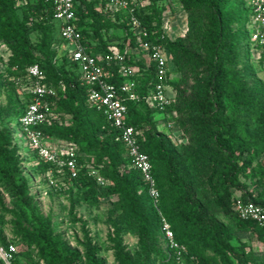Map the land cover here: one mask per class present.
Segmentation results:
<instances>
[{"label": "trees", "instance_id": "1", "mask_svg": "<svg viewBox=\"0 0 264 264\" xmlns=\"http://www.w3.org/2000/svg\"><path fill=\"white\" fill-rule=\"evenodd\" d=\"M54 1L0 0V42L10 53L5 71L0 69V80H6L11 86L18 84L28 88L20 110L10 116L7 125L0 123V184L12 193L16 210L28 224V227L20 223L14 226L10 241L18 250L20 243L35 247L44 264H104L100 249L91 241L81 242V251L55 234L52 220L40 212L37 197L32 192V178L26 174L24 163H30L33 175L41 177L46 185L45 175L49 170L55 171L56 178L59 174L53 165L39 162L35 153L31 158H22L20 147L15 143L12 126L19 122L33 99L29 91L32 85L29 68L39 65L46 75V84L64 89L59 98L51 100L56 118L43 124L41 130L57 142L77 146L79 154L78 177L71 178L66 169L60 180L61 188H50L63 192L68 184L76 185L84 201L92 206L112 197L128 195L127 203L122 204L120 210L125 211L126 232L138 234L140 250L135 255L126 252L118 229L111 241L119 264H213L214 259L219 260V264H264L250 246L233 244L236 233H249L251 241L264 245V228L242 219L236 211L237 199L264 206V169L261 167L264 162V106L254 100L237 70L240 63L251 65L254 54L250 1L242 2L243 10L239 15L244 40L238 43L231 37L229 21L234 0H179L192 16L208 15L205 36L211 56L206 61L196 57L182 41L171 42L164 37L162 10L156 6L157 0L147 6L127 0L132 13L105 11L108 0L77 6L75 26L82 33L89 52L102 55L130 49L126 64L138 69L136 93L141 100H125L128 121L138 132L142 149L153 164L161 192L160 208L172 225L177 241L188 249L183 261L169 257L159 248V241L164 238L160 215L141 173L131 166L119 131L89 103V89L82 85L79 66L70 60L67 44L61 38L60 24L54 20ZM132 17L147 36L140 34ZM33 33L39 36L36 42L31 40ZM142 41L162 45L169 56L171 77L167 83L176 96L163 114L146 99L159 80L155 63L141 46ZM260 57L264 58V54ZM200 65L208 71L203 86L183 87L184 81L187 85L193 77L194 67ZM175 71L182 74V82H175ZM106 79L117 86L127 81L116 63L106 65ZM184 115L192 119L191 144L198 136L209 138L215 146L212 150L203 144L191 169L205 170V187L212 204L230 225L210 213L208 206L198 199L199 192H194L195 184L186 177L178 155L189 150L191 145H177L174 134L159 130L163 119L177 123L180 130L188 132L187 123L182 119ZM93 165L109 185H99L91 175ZM129 180L142 187L146 202ZM2 201L0 195V204ZM146 205L149 212L145 210ZM4 220L0 212L3 227L0 240L7 244L8 227ZM209 252L215 258L210 257ZM19 257L20 252L15 264H20Z\"/></svg>", "mask_w": 264, "mask_h": 264}, {"label": "rangeland", "instance_id": "2", "mask_svg": "<svg viewBox=\"0 0 264 264\" xmlns=\"http://www.w3.org/2000/svg\"><path fill=\"white\" fill-rule=\"evenodd\" d=\"M244 0H234L230 6L229 21L231 22V37L238 43L243 42V27L240 11L243 10ZM248 1V0H245ZM139 6H147L152 4V0H134ZM156 6L162 10L163 16V34L164 37L171 42L182 41L187 49H189L196 57L206 61L210 58L211 52L206 44L207 37L205 36V30L208 23V15L192 16L186 12L179 0H157ZM236 4L239 7H235ZM122 35V34H120ZM39 36L33 33L31 40L36 42ZM138 53V52H136ZM10 53L6 45L0 42V69L5 71V64ZM245 54L242 59L244 60ZM176 70V69H175ZM237 70L241 73L247 84L254 100L260 105L264 106V58L259 54L251 55V65L246 63H240L237 66ZM193 77L190 79L187 85L183 87L190 89V87L198 88L203 86V81L206 80L208 71L205 66H195L193 71ZM175 82L180 83L183 80V76L180 72L174 74ZM28 88L19 85L11 86L6 80H0V116L2 125H7L10 116L17 113L21 108V100H23ZM169 93L175 98L176 93L170 87ZM188 96H191L188 93ZM183 121L186 122L185 130H180V125L174 123V129L170 132L160 125L159 130L166 134H174V142L177 145L186 144L190 146V149L182 151L178 157L182 162L185 170V174L188 180L195 184L194 192H199L198 199L208 206L210 213L217 216L219 219L230 225L227 220H224L220 212L212 204V198L209 194L207 187H205L207 174L205 170L202 172L193 171L191 165L195 164L196 157L199 148L203 145H209L214 150L215 146L211 144V141L207 137L196 138L195 143L191 144V136L194 135L192 127V119L190 116L184 115ZM13 131L15 141L17 144H23L20 146L19 155L28 159L31 158V148L27 144V138L21 132V128L18 123L13 124ZM186 134V135H185ZM188 137L184 140V137ZM77 147V146H76ZM93 164V163H92ZM264 169V162L261 166ZM25 172L32 178V192L37 197L40 212L45 218H50L53 222L55 234L63 237L72 248L79 249L81 242L91 241L100 249V257L103 259L104 264H119L115 257L114 244L111 241V237L115 232L121 230V238L126 252L131 255H135L139 250V237L138 234L126 232L125 224V211L120 210L121 205H125L128 201V195L122 194L109 198L107 200L100 201L97 205L92 206L86 203L82 197V192L76 185L68 184L63 192H57L44 184L41 177L33 175V169L30 163H24ZM91 171L98 174L94 165L91 167ZM126 174V172H123ZM244 182L250 184L243 178ZM61 182V181H60ZM129 184L135 188L137 194L143 198L146 202V196L141 186L135 185L129 180ZM110 182L106 181V186ZM61 188V184H60ZM240 196L239 193H236ZM0 195L2 197V204H0V212L3 213L4 221L7 223L8 236L12 237V230L14 226L22 224L28 227L24 216L21 215L15 208V199L5 187L0 184ZM145 210L149 212V207L146 205ZM162 238H160L161 240ZM251 235L249 233H236V239L233 242L235 246L247 245L250 246L260 258L264 260V245L256 241H251ZM159 248L165 251L169 255L166 242L164 238L159 241ZM19 262L20 264H44L38 255V251L35 247H29L26 243L19 244ZM210 257H213L211 252L208 253ZM213 264H219V260L213 261Z\"/></svg>", "mask_w": 264, "mask_h": 264}, {"label": "built area", "instance_id": "3", "mask_svg": "<svg viewBox=\"0 0 264 264\" xmlns=\"http://www.w3.org/2000/svg\"><path fill=\"white\" fill-rule=\"evenodd\" d=\"M94 1L96 0H55L54 20L60 24L61 38L67 44L70 60L79 66L82 85L89 89V103L102 112L110 125L119 131L131 166L141 173L142 179L147 185L149 196L161 218L162 233L170 257L183 261L188 249L177 241L172 225L160 208L161 192L154 176L153 164L149 155L142 149L138 132L128 121V107L125 100H141L136 93L138 69L126 64L130 49L126 48L124 53L95 55L89 52L84 44L82 33L75 26L77 6ZM249 1L252 8L251 42L254 45V52L261 55L264 54V0ZM108 2L105 11L133 12L131 4L127 0H108ZM132 23L140 34L147 36V32L135 17H132ZM141 46L155 63L156 77L159 80L146 99L154 109L163 114L174 100V97L169 93L170 86L167 83L171 77L169 56L162 45L153 41H142ZM112 63L119 65L120 74L127 79L121 86L111 84L106 79V65ZM29 76L32 80L29 91L33 99L18 124L21 132L27 138L31 152L37 155L39 162L53 165L59 174V178H56L55 171L49 170L45 175L47 185L54 189H60V180L64 176V170L67 169L70 172L71 178L78 177L77 158L79 154L77 147L47 137L41 130V126L56 118L51 100L59 98V93L64 89L46 84V75L39 65L29 68ZM160 124L170 132L175 126L173 122L163 119ZM17 145L20 147L23 144ZM91 175L95 177L99 185L106 186V180L102 176H97L92 171ZM236 211L242 219L254 221L264 228V206L237 199ZM2 231L3 227L0 224V233ZM6 236L7 244L0 240V264H15L19 250L17 245L10 241L11 237L7 233Z\"/></svg>", "mask_w": 264, "mask_h": 264}]
</instances>
